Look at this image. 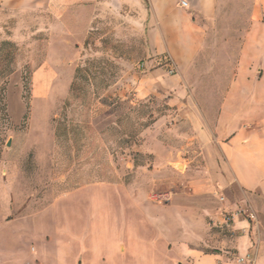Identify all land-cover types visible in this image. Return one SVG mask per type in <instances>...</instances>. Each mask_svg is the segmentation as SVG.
<instances>
[{
  "label": "rangeland",
  "instance_id": "obj_1",
  "mask_svg": "<svg viewBox=\"0 0 264 264\" xmlns=\"http://www.w3.org/2000/svg\"><path fill=\"white\" fill-rule=\"evenodd\" d=\"M152 59L136 7L0 0V264H197L184 254L206 218L178 222L155 184L181 177L177 163L189 160L186 176L201 170L194 150L177 153L195 130L158 121L164 93L135 101L130 89ZM227 212L246 226H212L224 241L210 264H264L256 207Z\"/></svg>",
  "mask_w": 264,
  "mask_h": 264
},
{
  "label": "crops",
  "instance_id": "obj_2",
  "mask_svg": "<svg viewBox=\"0 0 264 264\" xmlns=\"http://www.w3.org/2000/svg\"><path fill=\"white\" fill-rule=\"evenodd\" d=\"M95 1L104 10L136 7L145 21L153 55L149 61L155 68L149 61L144 64L142 79L130 88L135 91L133 100L164 93L169 109L158 121L179 119L191 122L195 130L188 136L191 142L179 138L177 153L187 147L194 150L201 170L186 176L187 160L181 177L155 183L167 188L163 203L176 205L178 222L206 218L203 232L190 238L184 256L197 264L222 257L219 249L224 240L212 226L224 225L223 216L235 201L256 207L263 243L264 0H4L12 8L34 9ZM76 23H86L84 13L78 14ZM222 36H239V40L222 42ZM209 40L217 44L209 47ZM230 43H237L236 52L224 50L225 45L232 47ZM164 56L175 65V74L168 75ZM182 134L178 137L187 138ZM234 225L245 227L246 222L232 218L225 224Z\"/></svg>",
  "mask_w": 264,
  "mask_h": 264
},
{
  "label": "built area",
  "instance_id": "obj_3",
  "mask_svg": "<svg viewBox=\"0 0 264 264\" xmlns=\"http://www.w3.org/2000/svg\"><path fill=\"white\" fill-rule=\"evenodd\" d=\"M184 3L185 2L182 1L181 5H184ZM163 64L166 65L167 71H168L169 74H175L177 72L175 65L173 64V62L170 60V58L168 56H164ZM143 66H144V64H143ZM222 199H223V197L220 196V200H222ZM231 219H232V215L231 214H224V216H223V222L224 223L223 224L225 225V224L229 223V221ZM215 226L216 227H221L222 225H221V223L218 222V223H215ZM242 260H243L242 258H239V261H242Z\"/></svg>",
  "mask_w": 264,
  "mask_h": 264
},
{
  "label": "water",
  "instance_id": "obj_4",
  "mask_svg": "<svg viewBox=\"0 0 264 264\" xmlns=\"http://www.w3.org/2000/svg\"><path fill=\"white\" fill-rule=\"evenodd\" d=\"M176 165H177V166H181V164H180V163H177Z\"/></svg>",
  "mask_w": 264,
  "mask_h": 264
},
{
  "label": "bare ground",
  "instance_id": "obj_5",
  "mask_svg": "<svg viewBox=\"0 0 264 264\" xmlns=\"http://www.w3.org/2000/svg\"><path fill=\"white\" fill-rule=\"evenodd\" d=\"M181 168L183 169V168H184V166H183V165H181Z\"/></svg>",
  "mask_w": 264,
  "mask_h": 264
}]
</instances>
